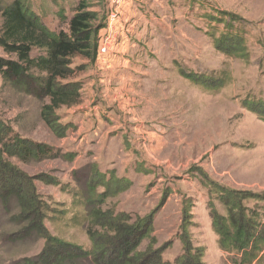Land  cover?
<instances>
[{
  "label": "rangeland",
  "instance_id": "1",
  "mask_svg": "<svg viewBox=\"0 0 264 264\" xmlns=\"http://www.w3.org/2000/svg\"><path fill=\"white\" fill-rule=\"evenodd\" d=\"M79 1L26 0V5L49 30L67 31ZM9 2L2 0L0 7ZM87 3L88 11L103 19L99 41L113 38L119 66L114 60L105 74L98 56L93 65L72 59V68H80L75 80L81 83V96L77 106L56 111L59 124L68 127L63 137L42 121L43 103L0 75V122L12 135L55 154L27 164L10 161L37 178L36 193L49 207L46 229L90 248L84 207L75 200L86 199V176L97 169L104 180L131 184L109 190L100 208L126 214L131 221L152 215L151 237L164 261L172 263L182 254L179 234L186 211L187 233L192 246L203 250L202 264H234L235 253L219 249L210 214L226 216L220 188L264 192V112L260 116L247 108L250 102L264 104V0ZM1 28L0 16V33ZM226 34L241 40L242 49H231L238 53L217 47ZM40 54L33 50L30 56ZM0 60L14 57L0 48ZM243 206L264 215L255 200ZM15 212L7 216L0 208V264L32 258L44 244L35 237L6 241L18 229L9 221ZM149 243L143 241L139 250ZM252 264H264V250Z\"/></svg>",
  "mask_w": 264,
  "mask_h": 264
},
{
  "label": "trees",
  "instance_id": "2",
  "mask_svg": "<svg viewBox=\"0 0 264 264\" xmlns=\"http://www.w3.org/2000/svg\"><path fill=\"white\" fill-rule=\"evenodd\" d=\"M0 16V48L8 56L14 57L13 61L0 60L2 80L24 87L25 91L43 103L42 121L55 134L63 137L68 127L59 124L56 111L77 106L81 96V83L75 80V71L80 68H72L71 61L79 57L88 65L96 62L98 35L104 28L103 19L99 20L96 13L88 11L87 0L79 1L75 14L67 22V31L49 30L26 5V0H10L0 7ZM236 37L223 35L217 47L223 45L227 54L237 52L231 50L235 47L242 49L241 40ZM33 50L42 54L31 58ZM37 74L41 76H35ZM187 78L194 83L200 82V78ZM210 83L199 84L216 87L215 83ZM261 107L263 111L259 110ZM247 108L254 114L263 115L264 104L260 102H250ZM52 156L55 157V154L50 148L12 135L9 128L0 122V208L7 216L16 211L9 221L18 227L15 233L9 235L11 240L8 238L6 241L35 237L44 242L36 256L24 258L15 264H202L203 250L192 246L187 233L186 211L182 214L179 234L182 254L174 262H166L162 259L161 248H154L152 215L131 221L126 214L115 215L110 210L100 208L109 190L127 189L131 184L122 179L104 180L97 169L90 176L83 172L87 175L84 185L87 194L82 196L87 197L80 202L75 200L84 207V231L90 248L86 250L51 235L44 225L49 207L37 195L34 186L37 178L27 176L10 161L27 164ZM98 188L105 190L97 194ZM218 199L226 208V216L214 210L210 215L219 249L235 253L234 264H252L264 250V215H259L256 209L244 208L243 204L255 200L262 204L261 210L264 211V192L257 195L220 188ZM147 239L150 240L149 245L145 250H139Z\"/></svg>",
  "mask_w": 264,
  "mask_h": 264
},
{
  "label": "built area",
  "instance_id": "3",
  "mask_svg": "<svg viewBox=\"0 0 264 264\" xmlns=\"http://www.w3.org/2000/svg\"><path fill=\"white\" fill-rule=\"evenodd\" d=\"M114 17H116V15H112L111 19L114 20ZM111 29L112 28H110L109 30ZM114 49L115 47L113 46L112 37L105 36L104 38H100L98 51H97L98 52L97 59H99V62L103 63L104 65L107 64L108 62L106 61V56L113 57Z\"/></svg>",
  "mask_w": 264,
  "mask_h": 264
},
{
  "label": "crops",
  "instance_id": "4",
  "mask_svg": "<svg viewBox=\"0 0 264 264\" xmlns=\"http://www.w3.org/2000/svg\"><path fill=\"white\" fill-rule=\"evenodd\" d=\"M120 52H121V50H120ZM114 53H115V55H116V49H114ZM114 60H117V59H116V56H113V57L106 56V61H107L108 63L104 65L103 63L99 62V63H98V65H99V67H98L99 70L101 69V72L107 74L109 71H111L110 69H111L112 64L115 62ZM113 61H114V62H113ZM118 62H119V61L117 60V61H116V64H114L116 68L119 66V63H118ZM121 65L124 66V63H122Z\"/></svg>",
  "mask_w": 264,
  "mask_h": 264
}]
</instances>
